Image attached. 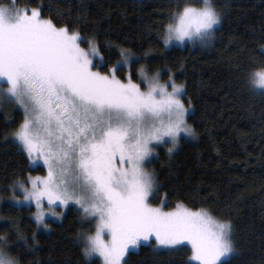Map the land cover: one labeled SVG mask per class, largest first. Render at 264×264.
I'll list each match as a JSON object with an SVG mask.
<instances>
[{
	"label": "trees",
	"instance_id": "16d2710c",
	"mask_svg": "<svg viewBox=\"0 0 264 264\" xmlns=\"http://www.w3.org/2000/svg\"><path fill=\"white\" fill-rule=\"evenodd\" d=\"M210 1L220 18L213 41L171 48L163 42L167 27L202 0H0V5L14 4L24 17L77 35L81 50L97 53L94 64L103 73L137 83L143 67L149 80L179 86L190 107L194 140H181L174 151L160 148L150 160L153 203L184 204L228 223L235 252L221 264H264V91L254 86L255 73L264 71V0ZM122 59L129 63L117 65ZM22 122L23 114L5 110L0 100V247L17 264H101L85 255L90 229L79 211L69 209L45 231L38 229L33 207L6 201L30 175L45 172L30 165L14 139ZM190 254L186 246L140 245L123 264H196Z\"/></svg>",
	"mask_w": 264,
	"mask_h": 264
},
{
	"label": "rangeland",
	"instance_id": "374dc122",
	"mask_svg": "<svg viewBox=\"0 0 264 264\" xmlns=\"http://www.w3.org/2000/svg\"><path fill=\"white\" fill-rule=\"evenodd\" d=\"M21 12L0 5V100L23 114L14 139L30 165L45 172L30 175L6 201L33 207L45 231L69 209L79 211L90 229L85 255L101 264H123L140 245L186 246L196 264L229 259L235 246L228 223L184 204L153 203L150 160L160 148L174 151L181 140H194L179 86L149 80L143 67L137 83L103 73L94 64L97 53L81 50L77 35ZM219 24L211 1L202 0L177 16L163 42L210 44ZM254 86L264 91V71L255 73ZM0 264H17L5 247Z\"/></svg>",
	"mask_w": 264,
	"mask_h": 264
}]
</instances>
